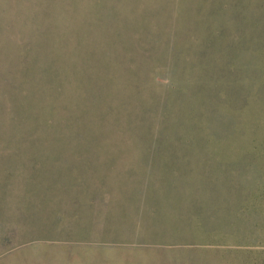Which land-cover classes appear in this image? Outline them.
I'll return each instance as SVG.
<instances>
[{"label": "rangeland", "instance_id": "374dc122", "mask_svg": "<svg viewBox=\"0 0 264 264\" xmlns=\"http://www.w3.org/2000/svg\"><path fill=\"white\" fill-rule=\"evenodd\" d=\"M0 264H264V0H0Z\"/></svg>", "mask_w": 264, "mask_h": 264}, {"label": "trees", "instance_id": "16d2710c", "mask_svg": "<svg viewBox=\"0 0 264 264\" xmlns=\"http://www.w3.org/2000/svg\"><path fill=\"white\" fill-rule=\"evenodd\" d=\"M57 91H59V90H57ZM20 102V101H19ZM18 102V103H19ZM93 113L95 114V115H100L101 113H105L104 112V110L103 109H93ZM81 116V118L82 119H80V126H81V130H88V131H92V129H93V127L95 126V125H93V124H95L96 122H93V124H87V122H88V119L86 118V117H84L83 115H80ZM35 121H36V119H35Z\"/></svg>", "mask_w": 264, "mask_h": 264}]
</instances>
